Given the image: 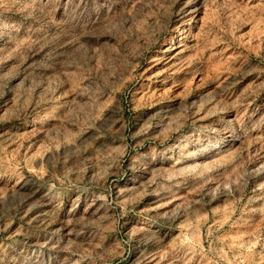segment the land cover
Wrapping results in <instances>:
<instances>
[{"label": "rangeland", "instance_id": "rangeland-1", "mask_svg": "<svg viewBox=\"0 0 264 264\" xmlns=\"http://www.w3.org/2000/svg\"><path fill=\"white\" fill-rule=\"evenodd\" d=\"M0 264H264V0H0Z\"/></svg>", "mask_w": 264, "mask_h": 264}]
</instances>
